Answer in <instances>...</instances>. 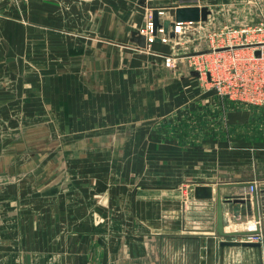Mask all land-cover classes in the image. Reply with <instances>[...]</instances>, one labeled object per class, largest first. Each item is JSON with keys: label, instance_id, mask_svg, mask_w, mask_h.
Returning <instances> with one entry per match:
<instances>
[{"label": "crops", "instance_id": "crops-1", "mask_svg": "<svg viewBox=\"0 0 264 264\" xmlns=\"http://www.w3.org/2000/svg\"><path fill=\"white\" fill-rule=\"evenodd\" d=\"M144 1L32 0L26 16L36 22L33 26L19 24L12 0H0L3 77H11L6 71L14 63L13 49L24 47L29 32H52L58 53L68 52L69 63L75 61L71 65L80 63L92 72L87 90H79L71 75L67 113L96 115L84 122L87 130L96 131V144L131 145L133 152L123 160L151 163L138 170L132 185L88 187L78 196L46 202L43 186L24 183L31 171L23 164L19 173L28 175L13 183L14 162L27 161L26 154L13 152V131L29 128L27 123L14 126L12 97L1 83L0 264H264V105L222 100L215 90H204L203 77L188 73L184 63L166 66L174 48L170 41L156 39L142 49L135 41L139 27L127 29L125 18L137 23L148 7L183 0H148L149 6ZM194 1L204 6L224 0ZM169 8L164 19L173 28L176 8ZM250 45L253 51L264 46ZM125 114L129 121H115L114 115ZM142 115L149 120L142 121ZM157 116L162 120L149 122ZM79 128L75 124L69 131ZM158 129L168 136L156 139ZM178 129L190 133L171 136ZM20 139L28 147L29 134L22 132ZM45 142L37 138L33 147ZM156 145L165 147L163 153L140 150ZM191 145L198 148L194 154ZM120 154L105 160L119 161ZM141 178L146 181L140 183ZM252 183L258 187L250 192ZM197 186L212 187L214 197L197 198ZM218 191L225 229L246 231L248 221L259 220L260 246L246 245L251 242L247 234L216 233ZM93 193L100 194L99 201Z\"/></svg>", "mask_w": 264, "mask_h": 264}, {"label": "rangeland", "instance_id": "rangeland-1", "mask_svg": "<svg viewBox=\"0 0 264 264\" xmlns=\"http://www.w3.org/2000/svg\"><path fill=\"white\" fill-rule=\"evenodd\" d=\"M31 2L32 0H12L19 24L36 25L35 21L26 16L30 11ZM143 4L150 5L148 0ZM204 4L200 7L209 10L205 20H198V23L186 22L181 32H176L170 24L168 25L166 32L169 38L166 42L170 41L174 48L170 55H166L164 64L177 68L180 63H184L188 73L203 77L204 84H200L204 90H215L222 100L243 105H264V58H258L255 51L248 47L252 43L264 45V0L206 1ZM165 7L170 6H164L162 3L157 7H148L147 14L144 17L142 14L137 23L138 19L126 17L127 29H147L149 22H154L155 9L158 11L159 25H163L166 15L165 11L160 9ZM52 35V32H29L24 47L13 49L14 63L6 71L11 77L6 80L3 77L5 72L0 73V84L7 86V91L12 97L11 118L14 126L27 123L29 128L27 131H13L14 143L16 142L13 145L14 154H26L27 157L26 162L24 158L20 163V156V161L14 162V173L17 170V174L13 177V183L16 184L20 177L25 179L24 175H28L19 173L23 164V167L31 171L28 181L24 183L27 182L30 187H36L37 184L39 187L43 186L46 202H52L59 195L67 198L78 196L77 192L84 191L83 188L134 184L133 177L138 170L151 163L123 160L122 155L127 157L133 152L131 145L117 147L96 144L95 134H92L96 131L90 132L84 124L96 115L74 113L70 116L67 113L71 75L75 76L79 90H87L85 85L88 86V81L90 85L92 72L80 63L78 66L71 65L75 61L69 63L68 52L58 53L52 46ZM262 47L264 49V46ZM149 48L148 45L142 47ZM119 73L126 71L121 70ZM114 116L117 118L115 121H129L126 114ZM156 118L149 122L156 124L157 120H162H159V116ZM148 120L146 117L143 119L142 115V121ZM75 124L81 128L71 133L69 129ZM22 132L24 136L29 134L28 147L20 144ZM131 132L123 131L122 134ZM195 132L191 136H195ZM188 133L189 130L182 133L178 129L173 131L171 136L179 139L182 134L185 138ZM72 134L76 138L72 139ZM156 134V139L168 136L160 129ZM86 136L90 140L89 143H85ZM37 138L46 141L44 147H33L37 146ZM152 149V152L163 153L165 147H140V150L146 152ZM189 149L190 154H194L198 148L191 145ZM173 151L181 153V147H174ZM118 153H121L119 161L105 160ZM72 155L78 161H75ZM82 158L88 160L81 161ZM137 180L141 181L140 183L146 181L144 178ZM92 197L100 200L99 193H93Z\"/></svg>", "mask_w": 264, "mask_h": 264}, {"label": "water", "instance_id": "water-1", "mask_svg": "<svg viewBox=\"0 0 264 264\" xmlns=\"http://www.w3.org/2000/svg\"><path fill=\"white\" fill-rule=\"evenodd\" d=\"M170 7H175L174 17L173 20L176 22H187V21H198V20H205L208 17L209 10L206 7H200L196 1L194 0H183L180 3H174ZM170 9L169 7H165L160 9L161 11H167ZM154 23L155 25H159L158 22V11L155 9L154 11ZM171 23V20H165L163 25L165 29ZM135 41L138 43L139 46L145 47L147 46V39L146 35L137 31L135 34ZM256 55H260V50L256 51ZM195 196L197 198H213L214 195L212 193V187L210 186H197L195 188ZM254 201L256 204V211L255 216L259 218V211H258V200L256 195L254 194ZM216 233L219 235H228V234H235V233H242L248 234L249 231H226L225 230V217H224V210H223V202H222V195L220 191L217 192L216 195ZM257 232H260L258 230ZM246 245H253V246H260V242H246Z\"/></svg>", "mask_w": 264, "mask_h": 264}, {"label": "built area", "instance_id": "built-area-1", "mask_svg": "<svg viewBox=\"0 0 264 264\" xmlns=\"http://www.w3.org/2000/svg\"><path fill=\"white\" fill-rule=\"evenodd\" d=\"M189 22V21H187ZM191 22V21H190ZM185 22H175L173 25V29L176 32H181L183 27H184ZM167 29H165L164 25H155L154 22H149V25L147 26V29H140V32L146 35V39H147V44L148 46L151 45L152 42H154L156 39H160L163 42H166L169 38L167 32ZM259 45V43H257ZM260 50V55H256V51ZM257 50H255V55L258 58L263 59L264 58V49L263 47L258 48ZM258 187V185L256 183H252L250 184V192H253L254 190H256V188ZM226 230V229H225ZM258 230H260V232H257ZM228 231V230H226ZM237 231V230H235ZM246 231H249L250 233L247 234V237L249 239V241L251 242H263V235L261 233V227H260V221L259 220H251L247 222L246 225ZM231 232V231H230Z\"/></svg>", "mask_w": 264, "mask_h": 264}]
</instances>
